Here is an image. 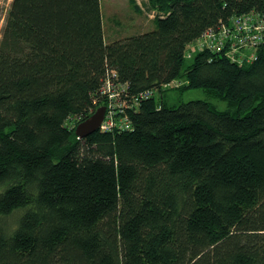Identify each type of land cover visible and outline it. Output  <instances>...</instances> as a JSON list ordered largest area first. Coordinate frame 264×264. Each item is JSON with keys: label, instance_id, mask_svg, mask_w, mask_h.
Returning a JSON list of instances; mask_svg holds the SVG:
<instances>
[{"label": "trees", "instance_id": "obj_1", "mask_svg": "<svg viewBox=\"0 0 264 264\" xmlns=\"http://www.w3.org/2000/svg\"><path fill=\"white\" fill-rule=\"evenodd\" d=\"M11 4L0 264H264V41L251 60L195 48L238 16L264 15V0H149L154 28L111 42L101 0ZM107 80L128 100L152 95L130 108V129L80 138ZM176 87L230 107L170 105Z\"/></svg>", "mask_w": 264, "mask_h": 264}, {"label": "built area", "instance_id": "obj_2", "mask_svg": "<svg viewBox=\"0 0 264 264\" xmlns=\"http://www.w3.org/2000/svg\"><path fill=\"white\" fill-rule=\"evenodd\" d=\"M264 41V15L254 16L252 14L238 16L227 26H222L218 30L207 31L195 43L198 50H228V56L236 61L247 57L249 60L255 59V50ZM126 86L120 82L114 83L111 80L101 88L102 97L106 101V114L100 129L105 132L112 130H128L132 126L129 118V110L136 106L142 98L151 96L150 91L141 93L138 97L128 100L125 97Z\"/></svg>", "mask_w": 264, "mask_h": 264}, {"label": "rangeland", "instance_id": "obj_3", "mask_svg": "<svg viewBox=\"0 0 264 264\" xmlns=\"http://www.w3.org/2000/svg\"><path fill=\"white\" fill-rule=\"evenodd\" d=\"M12 1L13 0H1L0 2V40L1 32L4 28L3 26L12 5ZM148 1L149 0H101L106 41L111 42L116 39L126 38L129 35L138 34L139 32L149 31V28L153 29L154 17L157 13L149 9ZM180 81L185 83L184 86H187L189 83L187 79L180 78ZM165 98H167L170 105H178L193 100H203L209 101L218 110H226L230 107L225 97L218 96L214 93L207 94L202 88H197L196 90L190 89L184 92L182 88L176 87V90L173 92H166Z\"/></svg>", "mask_w": 264, "mask_h": 264}, {"label": "water", "instance_id": "obj_4", "mask_svg": "<svg viewBox=\"0 0 264 264\" xmlns=\"http://www.w3.org/2000/svg\"><path fill=\"white\" fill-rule=\"evenodd\" d=\"M105 111V107L97 108L95 114L76 127L75 135L79 136L80 138H86L89 134L98 131L102 125V121L104 120L106 114Z\"/></svg>", "mask_w": 264, "mask_h": 264}]
</instances>
